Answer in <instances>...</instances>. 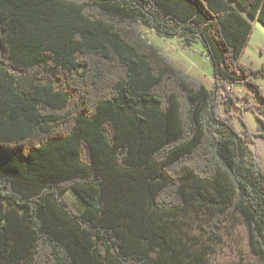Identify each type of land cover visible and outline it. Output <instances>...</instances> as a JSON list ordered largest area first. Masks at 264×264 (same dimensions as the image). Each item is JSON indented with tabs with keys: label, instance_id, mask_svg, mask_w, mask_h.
Wrapping results in <instances>:
<instances>
[{
	"label": "trees",
	"instance_id": "obj_1",
	"mask_svg": "<svg viewBox=\"0 0 264 264\" xmlns=\"http://www.w3.org/2000/svg\"><path fill=\"white\" fill-rule=\"evenodd\" d=\"M249 18L264 0H0V264H216L240 228L227 264H264L249 126L141 31L200 39L264 126Z\"/></svg>",
	"mask_w": 264,
	"mask_h": 264
},
{
	"label": "rangeland",
	"instance_id": "obj_2",
	"mask_svg": "<svg viewBox=\"0 0 264 264\" xmlns=\"http://www.w3.org/2000/svg\"><path fill=\"white\" fill-rule=\"evenodd\" d=\"M252 25V33L246 49L241 57V62L254 69L264 68V26L257 20L249 18ZM141 31L150 43L157 46L164 54L173 60L190 76L202 81L206 86L215 90V103L219 114L227 112V96L232 97L233 103L228 110L234 118L235 126L242 130L240 121L242 118L250 128L253 135L250 149L254 158L264 169V126L252 112L251 107L262 105L259 95L244 81L227 82L215 77L211 59L200 39L196 38L192 43H185L179 37H166L158 34L152 28L142 25ZM264 90V76L254 78ZM258 115L264 120V112L257 109ZM66 201L76 210L84 208L83 202L69 189L64 195ZM248 243L245 231L240 228L234 236L229 237L228 243L215 255L216 264H227L238 258L242 252H248Z\"/></svg>",
	"mask_w": 264,
	"mask_h": 264
},
{
	"label": "water",
	"instance_id": "obj_3",
	"mask_svg": "<svg viewBox=\"0 0 264 264\" xmlns=\"http://www.w3.org/2000/svg\"><path fill=\"white\" fill-rule=\"evenodd\" d=\"M214 68V67H213Z\"/></svg>",
	"mask_w": 264,
	"mask_h": 264
}]
</instances>
